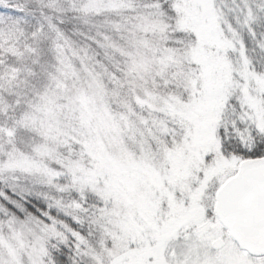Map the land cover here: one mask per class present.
<instances>
[{"label": "snow or ice", "instance_id": "obj_1", "mask_svg": "<svg viewBox=\"0 0 264 264\" xmlns=\"http://www.w3.org/2000/svg\"><path fill=\"white\" fill-rule=\"evenodd\" d=\"M0 264H264V0H0Z\"/></svg>", "mask_w": 264, "mask_h": 264}]
</instances>
